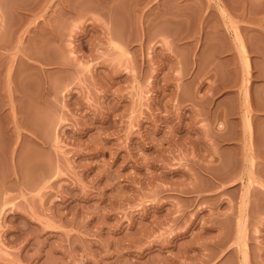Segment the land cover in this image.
I'll return each instance as SVG.
<instances>
[{
    "label": "rangeland",
    "instance_id": "1",
    "mask_svg": "<svg viewBox=\"0 0 264 264\" xmlns=\"http://www.w3.org/2000/svg\"><path fill=\"white\" fill-rule=\"evenodd\" d=\"M1 1L0 264H264V0Z\"/></svg>",
    "mask_w": 264,
    "mask_h": 264
},
{
    "label": "bare ground",
    "instance_id": "2",
    "mask_svg": "<svg viewBox=\"0 0 264 264\" xmlns=\"http://www.w3.org/2000/svg\"><path fill=\"white\" fill-rule=\"evenodd\" d=\"M1 1V0H0ZM4 1V0H3ZM213 2H214V8L216 9V10H218V12H219V14H220V16L222 17V19L224 20V22H230V18H229V15H228V12H227V10L225 9L226 7V4H225V2H224V0H212ZM2 2V1H1ZM7 2V1H6ZM3 3H5V2H3ZM68 3V2H67ZM71 2H69V4H70ZM69 6V5H68ZM67 6V7H68ZM70 9V8H69ZM49 26V25H48ZM50 29V28H49ZM48 29V30H49ZM27 32H28V30H27ZM234 33V32H233ZM235 36H234V38H235V40L237 41V43H239V46H240V49L242 50V53L243 54H245L246 55V53H248V48H247V46L245 45V43H244V41L242 40V37L238 34V33H236V34H234ZM249 47V46H248ZM250 48V47H249ZM6 49V48H5ZM7 49H8V47H7ZM251 50V49H250ZM249 58V57H248ZM248 58L246 57L245 58V68L246 69H248L247 67H250L249 65V62L250 61H248ZM14 60V59H13ZM0 66H1V64H0ZM247 66V67H246ZM11 67V66H10ZM9 69V68H8ZM11 69V68H10ZM10 69L9 70H7L8 71V73H7V76H6V88H7V91L9 92L10 91V95H11V86H12V84H13V80H14V78L16 77L15 76V74H14V77L12 78V76L10 75L11 74V72H10ZM5 74V73H4ZM3 74V75H4ZM16 79V78H15ZM16 81V80H15ZM14 81V82H15ZM16 85V84H15ZM13 86H14V84H13ZM16 87V86H15ZM14 88V87H13ZM13 91V90H12ZM14 93V92H13ZM9 94H8V96L7 97H9L10 96ZM12 97H13V95H12ZM10 98V97H9ZM248 104V103H247ZM12 106V105H11Z\"/></svg>",
    "mask_w": 264,
    "mask_h": 264
}]
</instances>
